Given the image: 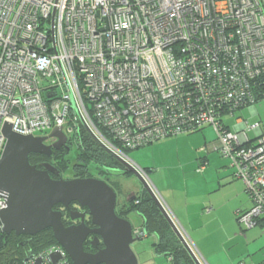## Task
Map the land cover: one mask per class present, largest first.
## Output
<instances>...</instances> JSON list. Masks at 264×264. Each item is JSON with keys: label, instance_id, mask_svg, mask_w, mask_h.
I'll return each mask as SVG.
<instances>
[{"label": "built area", "instance_id": "built-area-1", "mask_svg": "<svg viewBox=\"0 0 264 264\" xmlns=\"http://www.w3.org/2000/svg\"><path fill=\"white\" fill-rule=\"evenodd\" d=\"M261 99L264 0H0V157L4 125L32 137L58 128L68 141L81 118L158 200L125 153L211 128L252 202L238 222L264 226V133L250 140L258 124L222 122ZM53 253L69 264L59 246L33 259Z\"/></svg>", "mask_w": 264, "mask_h": 264}, {"label": "rangeland", "instance_id": "rangeland-1", "mask_svg": "<svg viewBox=\"0 0 264 264\" xmlns=\"http://www.w3.org/2000/svg\"><path fill=\"white\" fill-rule=\"evenodd\" d=\"M258 109L263 110L264 125V105ZM238 116L248 119V109L235 112L234 117L225 118V121L232 128ZM210 129L205 130L208 136L213 135V130ZM203 146L202 134L197 132L159 139L146 147L128 151L125 156L140 169L151 168L145 175L147 182L200 264H207L205 258H218L217 264H258L264 259V226L255 225L246 229L236 220L239 210L247 211L252 207L245 185L240 179L233 177L229 160L223 159L213 149L209 151L212 146L202 151ZM69 147L66 157L68 165L61 174L63 180L72 179L78 150L76 144ZM206 154H209L208 164L205 165L207 170L202 173L198 158ZM220 162L227 164L231 173L225 179L224 170L227 172V169L219 168ZM86 167L88 174L95 177L97 173L93 164ZM226 179H232L233 182L224 185ZM106 184L115 192L118 205L123 203L128 194L140 195L142 192L140 182L133 175L114 174ZM185 193L189 204L188 212L183 206ZM202 198L214 204V216L208 218V210L199 206ZM172 199L182 209L180 215L189 225L183 226L174 215L169 207ZM191 201L196 203L191 205ZM128 221L134 230L141 225L140 217L133 212L128 215ZM151 243L152 238L145 236L131 246L138 263L167 264L164 256L154 254ZM210 263H213L212 260Z\"/></svg>", "mask_w": 264, "mask_h": 264}, {"label": "water", "instance_id": "water-1", "mask_svg": "<svg viewBox=\"0 0 264 264\" xmlns=\"http://www.w3.org/2000/svg\"><path fill=\"white\" fill-rule=\"evenodd\" d=\"M80 123L96 145L121 165V169L117 170L120 174H131L140 182L141 191L150 195L192 262L200 264L137 171L104 147L81 118ZM2 135L6 141L0 157V197L6 207L0 210V236L14 233L15 236L31 237L51 230L55 242L73 264H139L131 246L140 238L133 237L128 220L116 215V194L104 181L95 178L63 180L60 172L49 164L43 165V170L30 165L29 155L48 158L53 151L61 148L69 152L67 140L60 129L55 128L48 137H32L15 134L9 125H4ZM48 139L56 140L46 145ZM50 174L58 179H52ZM72 203L88 210L94 229L84 225L83 214L70 216L72 220L80 219L79 225H63L61 212L54 208H66ZM89 235H94L93 246L96 247L99 242L102 244V249L95 254L83 250V242ZM59 260V253L50 255L51 264H57ZM24 264H42V261L29 256Z\"/></svg>", "mask_w": 264, "mask_h": 264}, {"label": "trees", "instance_id": "trees-1", "mask_svg": "<svg viewBox=\"0 0 264 264\" xmlns=\"http://www.w3.org/2000/svg\"><path fill=\"white\" fill-rule=\"evenodd\" d=\"M72 144H76L78 148L72 178L84 179L90 177L91 175L88 174L86 167L89 164H93L95 170L103 173L119 174L118 176L131 175L120 174L117 170L121 169V165L96 145L82 126H79L77 131H75L74 140L70 139L67 141L68 147ZM55 155V152L48 158L41 155H29L28 159L31 164L37 161H47L61 175L68 165L67 152L64 149V155H60L59 157ZM205 162L206 156L199 159L200 165H203ZM142 170L145 174L151 171L150 168ZM56 207L57 209L61 208V206ZM56 207L54 210H57ZM115 212L118 217L123 219L132 212L140 217L141 225L139 229L143 230L147 237L152 238L151 247L154 254L164 256L167 264H194L156 204L146 192L136 195L134 200H126L121 205L116 204ZM236 220L238 221V217ZM0 242L2 244V248L0 249V264H24L25 259L29 256H33L34 258L48 248L57 246L51 230H44L31 237L15 236L14 233L10 235L3 234L0 236Z\"/></svg>", "mask_w": 264, "mask_h": 264}, {"label": "crops", "instance_id": "crops-1", "mask_svg": "<svg viewBox=\"0 0 264 264\" xmlns=\"http://www.w3.org/2000/svg\"><path fill=\"white\" fill-rule=\"evenodd\" d=\"M259 102H262V104L259 105L258 104ZM263 105H264V102L261 99V100H258L253 106H250V107H247V108H242L241 110H239V111H242V110L248 109L249 117H248V119L247 118H243L242 116L236 117L235 125L232 128L225 121V118L228 119L229 117H224L222 119L223 120V124L227 128H229L230 130H232V131H241V130L244 129V126L252 125V124H258V131H256V132H247L248 138L250 140H252L255 137L256 134L264 133V125H262L263 124V120H262L263 110L262 109H258V108H263ZM206 129H210V128H204L200 132H201L202 137H203V140H204V147H206L207 148L206 150H208V147L210 149L211 146H214V143L216 142V137H215L214 132L211 129L210 130L213 132L212 133L213 135L208 136L206 134V132H205ZM249 135H251V137ZM212 149H213V147L209 151H212ZM205 156H206V162L203 165H200L199 164V167H200L202 173H205V171L207 170V167L205 168V165L208 164L207 162H208V156H209V154L208 155L206 154ZM205 156H202V157H205ZM202 157L200 156L198 159H200ZM218 167L219 168H225V169H227V172L224 170V179L227 178L228 176H230L229 174H231V173H230V171L227 168V164H225L224 162L223 163L220 162V165ZM142 169H144V168H142ZM231 182H233L232 179H226L223 182V184L224 185H227V184H229ZM183 195H184V198H183V206H184L185 210L188 212L189 204H188L187 194L185 193ZM125 201H126V198L123 200V202H125ZM173 201L175 202V199H172V203L170 204L169 207L171 208V210H173L174 215L182 223L183 226L189 225V223L187 221H185L182 218V216L180 215V213L182 214V209H179V206H176L175 203H173ZM208 201L209 200H206L205 198H202V201H201V204L202 205L199 204V206H202V208H205L206 211L208 210L207 213H209V214L207 215V217L209 218L211 216H214L216 214V212L214 211V204H210ZM195 203H196V201H191V205H193ZM207 204H210V205L207 206ZM239 211L240 212H244V210L243 211L239 210ZM184 222H186V223L184 224ZM205 260H206L207 264H211L210 263V260H212V262H213L212 264H217L218 263V258H205ZM262 261H264V259H262L261 261H259V263H261Z\"/></svg>", "mask_w": 264, "mask_h": 264}, {"label": "flooded vegetation", "instance_id": "flooded-vegetation-1", "mask_svg": "<svg viewBox=\"0 0 264 264\" xmlns=\"http://www.w3.org/2000/svg\"><path fill=\"white\" fill-rule=\"evenodd\" d=\"M64 149L65 148H61L60 150L53 151L52 153L55 152L56 153L55 156L59 157L60 155L61 156L64 155ZM45 164H48L47 161L46 162L45 161H39V162L37 161V162H34L32 164L30 163V165L34 166L38 170H43V165H45ZM95 171H96L95 173H97L95 177L94 176H90V177H87V178L99 179V180H102V181H104L106 183L109 180L110 177L114 176L113 173H105V172L103 173V172H101L99 170H95ZM118 175L119 174H116V176H118ZM50 177L52 179H58V178H54V176L52 174H50ZM73 179H80V178H72V179H69V180H73ZM135 196H136L135 194L130 193L126 197V200H134ZM56 209H57V207H56ZM55 211L61 212V214H62V223H63V225L65 227L77 226V225L80 224V219L72 220L70 218L71 214L74 215V216H77L79 214H83L84 215V221H83L84 225L87 228H89V229H94L95 228L94 225H92V223H91V217H90V215L88 213V210L80 208L76 203H72L66 208L61 206V208H58ZM125 219L128 220V216ZM93 239H94V235H89V236H87V238L83 242V250H84L85 253L95 254L98 250L102 249V244L100 242L97 244L96 247L92 245ZM57 246H59V245L57 244ZM67 258L68 257H66V259ZM67 260H68L69 264H73L71 261H69V259H67Z\"/></svg>", "mask_w": 264, "mask_h": 264}, {"label": "clouds", "instance_id": "clouds-1", "mask_svg": "<svg viewBox=\"0 0 264 264\" xmlns=\"http://www.w3.org/2000/svg\"><path fill=\"white\" fill-rule=\"evenodd\" d=\"M133 230H134V229L132 228V234H133ZM133 237H134V236H133ZM191 251H192V250H191ZM194 256H195V255H194Z\"/></svg>", "mask_w": 264, "mask_h": 264}]
</instances>
